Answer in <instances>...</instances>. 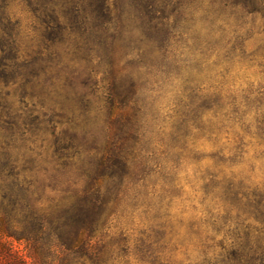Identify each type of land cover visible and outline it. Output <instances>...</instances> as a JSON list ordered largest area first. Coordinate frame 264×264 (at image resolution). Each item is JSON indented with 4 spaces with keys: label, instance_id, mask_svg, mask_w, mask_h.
Wrapping results in <instances>:
<instances>
[{
    "label": "trees",
    "instance_id": "16d2710c",
    "mask_svg": "<svg viewBox=\"0 0 264 264\" xmlns=\"http://www.w3.org/2000/svg\"><path fill=\"white\" fill-rule=\"evenodd\" d=\"M14 4L45 56L101 60L59 136L13 102ZM127 43L144 103L117 71ZM6 50L0 264H264V88L229 84L264 67V0H0Z\"/></svg>",
    "mask_w": 264,
    "mask_h": 264
},
{
    "label": "rangeland",
    "instance_id": "374dc122",
    "mask_svg": "<svg viewBox=\"0 0 264 264\" xmlns=\"http://www.w3.org/2000/svg\"><path fill=\"white\" fill-rule=\"evenodd\" d=\"M10 14L15 20L14 32L11 36L10 44L14 47L17 55V58L12 63L17 73L14 80L15 85L9 87L17 88L18 85L24 87L14 93L15 96L12 98L13 102H15L16 107L19 106L24 111H33L32 116L37 117L38 121L50 120L49 123L46 122V124L48 123L49 133L52 132L54 136H59V133L65 132L66 127L64 125L59 126L54 121L65 122L69 118L64 112H60V105L67 103L68 107L73 106L76 103V99H79L80 96L87 92L84 84L88 79L89 72H92L93 75L96 74L98 79L102 77L103 68L98 65L101 60L97 58L90 65L84 61H78L72 66L67 63L70 57H66V52L64 53L63 48H59L56 55L45 56L46 53L38 45L34 35V22L29 14L18 4L11 6ZM258 44L257 37H253L246 42L247 50H253ZM124 47L119 55L121 58L117 68L118 74L122 77L123 83L127 87L131 85L132 78H140L142 85L139 100L144 103L147 101L146 77L143 71L137 70L134 61L130 57H122L123 53H128L131 48L128 46V43L124 44ZM8 55H11L8 50L4 53L0 52L2 58L8 57ZM39 58L43 60L42 66H38V63L33 64V60ZM233 75L235 77L230 78L229 84L238 92L248 91L250 88L254 91L264 88V67L254 65L245 71H234ZM60 76H64L67 80L69 79L72 85L69 86L67 84L66 88L65 81L58 80ZM2 85L3 82L0 79V88H2ZM165 101H158L154 105V113L158 114L160 118L166 113ZM202 150L203 152H209L208 145L204 144ZM247 153L248 157L251 156L253 154L252 149H247ZM199 217H195L191 211H188L183 221H195L194 218Z\"/></svg>",
    "mask_w": 264,
    "mask_h": 264
}]
</instances>
